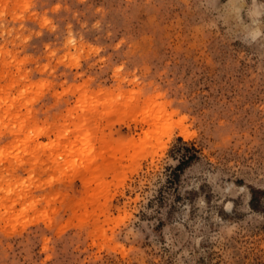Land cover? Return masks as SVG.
<instances>
[{"label": "rangeland", "instance_id": "1", "mask_svg": "<svg viewBox=\"0 0 264 264\" xmlns=\"http://www.w3.org/2000/svg\"><path fill=\"white\" fill-rule=\"evenodd\" d=\"M0 264H264V0H0Z\"/></svg>", "mask_w": 264, "mask_h": 264}, {"label": "trees", "instance_id": "2", "mask_svg": "<svg viewBox=\"0 0 264 264\" xmlns=\"http://www.w3.org/2000/svg\"><path fill=\"white\" fill-rule=\"evenodd\" d=\"M181 141V140H179ZM193 157L195 158V156H185L184 158H182L181 162L179 163L178 167L176 170H179L181 166L187 164L188 162H190Z\"/></svg>", "mask_w": 264, "mask_h": 264}]
</instances>
